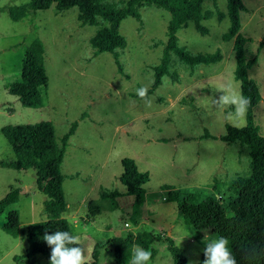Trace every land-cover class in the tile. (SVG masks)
<instances>
[{
	"label": "rangeland",
	"instance_id": "374dc122",
	"mask_svg": "<svg viewBox=\"0 0 264 264\" xmlns=\"http://www.w3.org/2000/svg\"><path fill=\"white\" fill-rule=\"evenodd\" d=\"M243 2L247 11L241 14L240 32L251 39L246 44L247 54H257L262 43L249 76L260 86L262 100L254 109V119L264 135V0ZM28 3L0 0V200L12 188L19 189V201L0 216V264H45L41 254L21 257L28 247L25 235L15 237L2 229L13 207L19 210L20 227L46 218L44 202L48 197L36 187L35 170L11 168L15 155L1 130L6 125L40 121H51L57 138L76 123L61 164L66 200L62 215L81 238V246L98 251L96 264H105V257L106 264H130L137 246L126 249L123 261L117 263L107 239L143 230H152L160 238L146 249L158 250L148 264H172L165 236L174 238L187 264H199L205 245L218 236L192 228L176 202L167 200V188L209 193L219 185L222 190L215 195L225 206V186L250 172L247 147L220 139L227 123L240 125L239 120L225 118L234 108L221 111L211 104L226 83L240 92L234 78L233 40L222 39L229 21L227 17L219 20L217 14V10L226 12V1H204L203 8L214 11L202 21L207 34H200L192 23L178 32L179 43L191 53L219 49L222 60L191 71L173 55L170 74L155 89L153 68L167 40V11L142 5L140 20L123 19L120 32L127 43L116 58L110 52L95 54L90 44L97 29L105 25L102 21L82 25L77 7L58 12L55 5L46 10L28 9L17 20L11 18V8ZM38 43L45 50L48 86L43 105L31 108L23 106L8 89L10 83L20 80L24 49ZM142 86L148 89L145 99L136 94ZM124 157L135 159L138 168L150 176L144 185L147 206L138 216L133 214V197L125 194L119 180ZM115 190L118 195L102 197Z\"/></svg>",
	"mask_w": 264,
	"mask_h": 264
},
{
	"label": "trees",
	"instance_id": "16d2710c",
	"mask_svg": "<svg viewBox=\"0 0 264 264\" xmlns=\"http://www.w3.org/2000/svg\"><path fill=\"white\" fill-rule=\"evenodd\" d=\"M205 0H29L27 5L10 9L11 18L17 20L28 9L46 10L55 5L58 12L77 7L78 19L82 25H101L90 40L95 54L113 53L116 58L118 50L126 46V38L120 32V26L126 17L141 19L140 7L152 5L167 11L170 19L166 28V44L160 61L153 68L154 80L152 89L157 88L165 75L170 74L172 56H176L192 71L198 65H209L220 62L222 53L219 49L208 53H191L179 43L178 32L192 23L202 35L208 33L203 20L214 15L213 10L204 9ZM226 12L217 10L218 19L228 18L229 26L222 34L224 41L233 40L235 55L234 78L240 84V93L250 99L245 115V125L226 124L225 134L220 139L226 143H239L249 150V174L237 176L224 188L222 198L216 197L221 192L215 185L212 192L201 190L182 191L168 187L167 200L174 201L180 214L186 215L188 224L195 230H209L211 233L228 240V249L234 256L236 264H264V135L255 123L254 109L262 100L258 82L249 76V70L257 63V54L249 56L246 44L251 41L241 32V14L247 8L243 0H225ZM44 47L41 43L27 46L24 49L20 80L9 85V92L18 97L25 107L37 108L43 105V94L48 86V76L44 64ZM176 75V74H175ZM71 124L69 130L60 138L56 137L55 126L51 121H40L35 124L6 125L1 130L9 141L15 160L10 166L16 170L34 169L37 188L47 195L44 202L46 218L20 227V215L17 208H11L6 214L2 229L12 235H25L28 243L25 254L21 257L34 258L41 254L45 264H49L50 246L43 240L45 233L68 231L75 235L70 221L62 215L66 208L61 164L68 145L69 137L75 130ZM122 172L119 176L125 188V194L133 197V214L144 206L146 190L144 185L149 181V172L141 171L135 159H121ZM118 195V191L103 193V198ZM222 197V196H221ZM19 201V189L12 188L0 200V216L4 211ZM229 212V213H228ZM160 241L159 235L152 230H143L137 234L113 235L107 239L114 260L120 263L124 251L133 246L148 249L154 242ZM166 249L172 257V264H187L188 259L183 250L176 245L171 236H165ZM157 248H151L153 255ZM98 251L93 250L91 264L97 263ZM205 259L204 252L200 263ZM39 264V263H38Z\"/></svg>",
	"mask_w": 264,
	"mask_h": 264
},
{
	"label": "clouds",
	"instance_id": "9594fccd",
	"mask_svg": "<svg viewBox=\"0 0 264 264\" xmlns=\"http://www.w3.org/2000/svg\"><path fill=\"white\" fill-rule=\"evenodd\" d=\"M218 91L221 93L218 98L211 101L212 106L219 108L221 111L229 107L234 108V112H228L226 119L229 121L239 120L243 126L247 108L250 99L242 95V93L234 90L231 83L221 86ZM147 87L136 89V94L141 98L147 97ZM150 106L151 102L146 101ZM43 240L51 248L49 256V264H91L92 248L85 250L82 247V240L77 235H72L68 231H55L51 234L45 233ZM87 251V255H86ZM152 253L141 247H136L133 251L130 264H148L151 260ZM204 257L202 264H236V260L228 249V240L219 237L210 241L205 245ZM105 257V264H106Z\"/></svg>",
	"mask_w": 264,
	"mask_h": 264
},
{
	"label": "crops",
	"instance_id": "0c3cea01",
	"mask_svg": "<svg viewBox=\"0 0 264 264\" xmlns=\"http://www.w3.org/2000/svg\"><path fill=\"white\" fill-rule=\"evenodd\" d=\"M36 187H37V183H36ZM147 199H146V201H145V205L143 206V207H141L139 210H138V213L137 214H134V215H139L140 213H142L143 212V210H145V208H146V206H147Z\"/></svg>",
	"mask_w": 264,
	"mask_h": 264
}]
</instances>
